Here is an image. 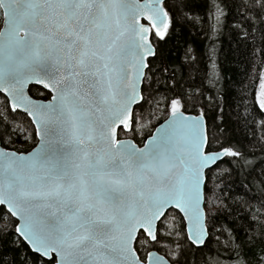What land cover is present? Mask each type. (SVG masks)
<instances>
[{"label": "snow or ice", "instance_id": "1", "mask_svg": "<svg viewBox=\"0 0 264 264\" xmlns=\"http://www.w3.org/2000/svg\"><path fill=\"white\" fill-rule=\"evenodd\" d=\"M235 10L264 42V0ZM172 25L165 0H0V264H200L220 236L249 264L264 244L245 223L264 143L257 160L208 123L167 63ZM150 103L167 118L138 143Z\"/></svg>", "mask_w": 264, "mask_h": 264}, {"label": "trees", "instance_id": "2", "mask_svg": "<svg viewBox=\"0 0 264 264\" xmlns=\"http://www.w3.org/2000/svg\"><path fill=\"white\" fill-rule=\"evenodd\" d=\"M238 3L239 0H165L173 19L165 48L170 69L183 89L195 93L203 102L208 123L227 128L230 139L226 143L245 149L255 146L258 160L260 144L264 143V114L258 112L253 101L264 69V42L259 33L246 37L237 26L240 17L235 4ZM220 8L226 16L220 14ZM200 110L198 105L193 113ZM142 115L145 127L143 137H137L138 143L166 117L167 110L163 103L159 110L150 103L145 104ZM127 136L131 137V133ZM13 147L30 146L21 139ZM251 211L257 220L245 223H251V231L259 236L260 220L264 219V207L259 200L252 202ZM227 244L226 236L214 240L204 250L200 264H234L236 257L229 254ZM262 246L258 238L256 245L247 250L249 264L254 258L264 256L260 251Z\"/></svg>", "mask_w": 264, "mask_h": 264}, {"label": "water", "instance_id": "3", "mask_svg": "<svg viewBox=\"0 0 264 264\" xmlns=\"http://www.w3.org/2000/svg\"><path fill=\"white\" fill-rule=\"evenodd\" d=\"M141 2H143V0H141ZM199 112V111H198ZM198 112H196V113H191V114H193V115H195V114H197ZM167 118V115H166V117L161 121V122H159L155 127H154V129L152 130V132L150 133V134H152V133H154L155 132V129L157 128V127H159L160 126V124H162L164 121H165V119ZM149 134V135H150ZM148 135V136H149ZM147 136V137H148ZM146 137V138H147ZM121 139H127V138H130L129 136H123V137H120ZM140 146H142V144L140 145Z\"/></svg>", "mask_w": 264, "mask_h": 264}, {"label": "rangeland", "instance_id": "4", "mask_svg": "<svg viewBox=\"0 0 264 264\" xmlns=\"http://www.w3.org/2000/svg\"><path fill=\"white\" fill-rule=\"evenodd\" d=\"M264 76V69L261 71L260 73V77ZM260 77H259V81H258V86H257V94L259 93L260 89H259V84H260Z\"/></svg>", "mask_w": 264, "mask_h": 264}]
</instances>
